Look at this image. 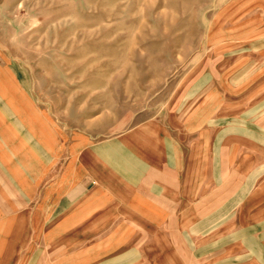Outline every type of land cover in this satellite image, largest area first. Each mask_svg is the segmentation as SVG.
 I'll return each instance as SVG.
<instances>
[{
	"label": "rangeland",
	"instance_id": "1",
	"mask_svg": "<svg viewBox=\"0 0 264 264\" xmlns=\"http://www.w3.org/2000/svg\"><path fill=\"white\" fill-rule=\"evenodd\" d=\"M0 264H264V0H0Z\"/></svg>",
	"mask_w": 264,
	"mask_h": 264
},
{
	"label": "crops",
	"instance_id": "2",
	"mask_svg": "<svg viewBox=\"0 0 264 264\" xmlns=\"http://www.w3.org/2000/svg\"><path fill=\"white\" fill-rule=\"evenodd\" d=\"M136 181H138V178H136ZM86 184H87V182H82L81 183V189H82L83 192L85 190L90 191L89 187H87ZM140 188L141 187H138L137 188V190L134 193L135 195L141 196L143 194L142 191H140ZM156 188L159 189L160 186L157 185ZM100 192H104V190H100ZM100 195L101 196H108V193H104V194L103 193H100ZM111 196H112V198L110 199V202H109V205H110L109 210L110 211L121 210L123 208L121 205L122 204H126L127 200L125 198H122V197H117V195L115 197H113V194H112ZM105 204H106V200L100 197L99 200H96L95 202H93L91 205H89V207L98 208V207H101L102 205H105Z\"/></svg>",
	"mask_w": 264,
	"mask_h": 264
}]
</instances>
